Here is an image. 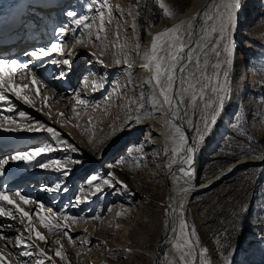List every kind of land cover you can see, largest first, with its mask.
<instances>
[{
	"label": "rangeland",
	"instance_id": "rangeland-1",
	"mask_svg": "<svg viewBox=\"0 0 264 264\" xmlns=\"http://www.w3.org/2000/svg\"><path fill=\"white\" fill-rule=\"evenodd\" d=\"M248 3V0L241 1L240 14L246 13V16L237 23L234 71L225 75L222 96L226 98L221 107L225 116L221 131H224L225 139L204 166L203 182L211 180L230 163L264 158V0H256L253 9L247 7ZM189 5V0H103V3L94 0L88 3L84 16L90 15L92 19L99 15L95 20L98 29L93 27L94 20L80 25L72 47L79 38L82 45L101 49V57H94L95 53L89 51L84 70L70 89L73 94L66 97H69L71 107L63 117H56V123L75 135L90 154V158L85 156L83 159L89 163L83 169V177L73 185L64 181L66 176L55 181L54 185L67 184L71 195L69 200L54 198L52 206L44 207L49 213L38 214L32 229L45 236L46 241L36 239L34 231L29 237V233L18 226L16 228L21 232L13 236L14 240L8 243L9 239L5 238L6 241L0 244L4 247L0 264H158L156 250L160 244L163 245L160 250L163 264H264V165L243 167L199 195L186 215L180 217L181 223L186 220L187 236L176 238L175 234L172 243H165L163 239L171 229V216L175 210L167 197L166 174L173 168V163L185 156V151L154 142L147 132L131 137L134 128L143 120L135 122L134 118L149 115V85L143 81L145 74L133 67L151 58L154 37L158 34L174 27H179L181 32L184 30L183 21L172 23L171 20ZM249 12L252 17L247 16ZM115 19H118L120 31L111 34L112 29L115 31ZM61 30L57 26L53 28L55 36L49 41L51 44L56 42V35ZM64 41L70 42L69 39ZM31 42L32 38L25 37L20 41L25 45H31ZM219 45L215 50H212L213 46L207 50L206 62L199 73L194 65L188 68L183 89L179 87L178 90L191 140L202 128L203 135L209 131L220 109L221 96L215 99L211 93H206L204 101L200 98L217 65L228 62L227 52L223 51L227 39L220 41ZM31 48L20 50L10 59ZM167 51V48L164 53L159 50L157 55H165ZM217 51L220 52L218 56ZM105 64L113 70L100 68ZM192 72L196 74L195 81ZM89 78L94 81L93 89L103 85V95L93 101L80 97L84 101L81 105L73 95L87 85ZM188 82L197 86L188 88ZM50 91L57 93L55 88ZM53 102L56 104L58 99ZM16 122L14 126L18 125ZM62 140L50 135L39 146L65 147ZM70 158L65 156L62 164L69 165L68 160H76ZM73 166L67 167L70 174H75L72 173ZM27 169L29 173H35L25 182L44 175L41 172L36 174L39 167ZM19 176L24 175L19 173ZM91 177L96 179L89 184ZM43 189L41 186L34 191L49 192ZM5 209L9 211L6 206ZM33 214H29L30 217ZM40 216L45 217L51 229L42 225ZM245 224L249 231L243 236L240 228ZM73 230L77 232L73 233ZM18 237L35 244L28 249L33 255H22L24 247L18 244ZM40 251L45 255L41 256ZM57 251L63 256H56ZM142 251L148 252L146 254L150 257L144 256Z\"/></svg>",
	"mask_w": 264,
	"mask_h": 264
},
{
	"label": "bare ground",
	"instance_id": "bare-ground-1",
	"mask_svg": "<svg viewBox=\"0 0 264 264\" xmlns=\"http://www.w3.org/2000/svg\"><path fill=\"white\" fill-rule=\"evenodd\" d=\"M6 1L7 3L4 4V7L6 5L12 4L9 7H7V9L12 10V12L10 13L12 16L10 14H7V12L0 13V20L4 18L8 19L7 22L0 24V42L3 43V41L1 40H3L7 36V39L11 40L12 42L19 43L22 36H27L28 38H32L35 44L36 43H40V44L37 47L28 50L26 53H23L21 56H19L18 59L17 58L14 59L15 61L18 62V64L21 65V68L17 70V74L14 75L13 81L14 83L17 84V86H26L24 87L22 95L29 96V98L31 99V104H27V105L29 106V108L34 110V113L27 110L24 107L18 106V104L12 101H8V103L1 102L0 121L4 122L7 127H13V128L17 126L27 127V124L21 123V119L18 116L19 111H24L27 114H29L35 121H37V119L39 121L40 119L43 118V120L41 121L44 122L47 126H50L59 132H63V138L68 142L65 145V147H59L56 149L57 150L56 152L53 151L46 156L38 157V161L33 163L37 164L39 161H45L47 158H52V157H59L60 160H63L65 156H70L72 159L76 158V160H78L79 163H74V164L69 163V165H64L65 170H67L68 169L67 167L71 166V164L74 165L73 166L74 169L72 170V173L74 172L75 174H77L80 171L77 175L69 173L66 176V179L64 181L72 183L73 185L78 181L79 178L83 177L84 174L83 169H86L87 168L86 166L89 163V162L87 163L83 159L85 156L87 158H90V154L85 151L84 147L76 140L75 135L71 131L63 128L64 126L62 127L58 123H56V119H57L56 117L59 116L58 119L60 117H63L64 112L70 109L71 104H69L70 102H68L69 97L68 98L66 97L71 96L73 94V92L72 93L70 92V89H73V85L77 80L78 74L83 72L84 60L89 58V51L95 53L94 57L95 56L99 57L100 56L99 52L101 51V49L99 48L94 49L92 47H87L82 45L81 43H77L75 46L72 47L75 38L78 37L77 29L79 26H76L75 24L72 25L61 24L59 22L57 16H55L52 13V9L55 7L56 2L58 0H41L37 4L36 3L31 4L33 0H6ZM74 1L81 2V0H74ZM241 1L242 0H238V6L233 7V5L237 4V0H189L190 5L181 14H179L177 17L171 20L172 23H179L180 21H183V23L181 24L184 26V30L181 32V35L185 37L186 45H191L193 47H195L196 45L200 46L193 53V59L200 60L199 66L198 67L194 66L195 71L199 73L204 63L206 62L204 61V56L207 50L212 47L211 41L215 39L216 36L219 34L218 25L220 24L221 20H223L225 22V27H227L226 22L228 15L231 14L233 16V21H232L233 27L231 32L224 33V35L227 37V47L229 48L231 55H229L228 53L225 54L228 59L227 64L224 65L222 61L221 64L217 67V70L214 72L211 81H209V83L206 84L205 89L200 95L202 101H204L206 93H211L215 99L217 96H222L223 93L222 89L224 90L226 85L225 75L226 73L231 74L234 71L235 63L237 61V58L235 56V54L237 53L235 46L237 23L240 22L242 18L246 16L245 15L246 13L240 14ZM248 1L249 3L247 7L251 6V8L253 9L256 0H248ZM69 2H73V0ZM78 10H79V6H75V4H73L69 11L76 12ZM83 12H81L78 17H84L85 23L90 20L91 21L94 20V22H92L93 27L96 28L97 30L99 25H98V21L95 20L99 19V15H96L95 17L90 19L89 17L90 15L85 17ZM251 14L252 13L249 12L247 16L252 17ZM208 16L216 17L215 24H213L212 21L207 20ZM17 22H20V25L16 33L10 35L3 33L4 31H10V29L13 27V24ZM113 23H114L115 31L112 29L111 34H117V32L120 31V26L118 25V19H115ZM55 26H57V28L58 27L62 28V30L60 31L61 33L56 35V42L54 40L55 44H57L62 48V53L52 52L50 49L51 44L49 43V41L52 39L53 36H55L53 32V28ZM189 26H191V29L194 30L195 32V34L191 35L190 37L187 35ZM210 26L217 27V33H213L211 31ZM245 35L246 34H241V36H245ZM67 39H69L70 41L69 43L68 42L66 43L64 41ZM217 42L220 43V41ZM26 45L30 46V44H26ZM38 49L47 50L49 52V55L41 56L40 59L33 57L31 55L32 51ZM158 52H159V48H157V54ZM53 59H55L57 63L53 64L51 62ZM65 59L70 60V64H63L62 61ZM149 60L150 59L142 63L138 62L135 65L133 64L134 65L133 69H139L142 72V74L143 73L145 74V80L143 79L142 80L144 81V83H147L149 85L148 87L149 115L143 118V120L138 124V126L134 128L133 135L131 137H133L135 134L147 132L148 135L151 138H153L154 142H159L160 144H164L166 147L170 149H174L178 147V148H182L185 151V156L178 163H173L172 165L173 168L170 170V172L166 174L167 197L169 201L172 203L173 208L175 210L171 216V221H172L171 223L172 225L170 227L171 229L166 233L163 240H165V243L166 242L172 243L174 241L172 238L175 234L177 236L176 238H179L182 235L187 236L186 228L181 227L186 222V220L184 223H181L180 217L186 215L188 208L192 205V203L199 195H202L207 191L211 190L212 188H214L215 186L219 185L232 173L236 172L239 169H242L243 167L251 166L254 164L260 166L264 165V158H259L256 160L242 159L237 162L230 163L211 180L207 182L206 181L203 182L201 180V176L204 166L207 164V161L211 159V155L215 153L214 152L215 149L219 147L221 145V142L224 141L225 139V135L223 134L224 131L223 132L221 131V127L224 126L223 125L225 119L224 113L221 111V107H220L216 117L212 121L209 131L205 135H203L204 128H202L199 134H197V136L195 137V139L191 140L185 126L184 105L183 103H180L177 106V100L181 99V97L178 94V90L180 87V80L178 79L176 81V87L174 89L176 98L172 99L171 106H169V104L164 101L163 96L160 95L159 88L155 86L154 65L151 70L145 69L143 67V65L148 63ZM11 61H13V59L6 61L4 67L5 76H7V73L13 67ZM25 64L28 67L26 70H23V65ZM191 66L192 64H186L187 71L188 68ZM100 68L107 69L108 71L113 70L111 67H109L106 64L101 65ZM224 68H226V71H223ZM22 70H23V76L21 77L20 73ZM222 71L224 72V74H222ZM108 74L111 73L108 72ZM177 74L179 76V72ZM33 75H35L37 81L36 84L32 83ZM93 86H94V81L92 80V78H89V81H87V85L83 87L81 90H79V93L76 92L73 95L74 98L76 99V102L77 100H80V97H83L85 101L86 100L93 101L97 99L99 96L103 95L104 88L100 87L97 89L95 88L94 90ZM187 86L188 88L190 87V82H188ZM52 88H55L57 93L51 92L50 89ZM37 92L39 93L38 97L36 96ZM172 95L173 92H169V96ZM45 98L46 101H44ZM55 99H58V102L56 104H54L53 102L52 104L51 102ZM9 106H12L14 108V111H12L11 113L5 111V109H7ZM4 116H9L12 119H15L16 121H18V125L17 126L8 125V123L3 119ZM10 133L12 135V139L9 141L11 146H9L8 149H6L5 151H0V159L9 160V163L4 166V175L0 176V191H4L8 195H10L11 198L15 201L16 205H18L23 211L29 214L34 213L33 214L34 216L32 215L30 217L29 215L28 217L23 218V223H21V217L19 213L15 211L14 207L10 206L9 210L12 212V217H0V235H3L5 238H11L9 239L8 243L14 240L13 236L15 234H19L21 232V230H17L16 227L18 226L19 227L22 226L23 231L25 229L26 231L24 232L29 233V230L34 228L33 224L38 220L37 213L38 214L44 212L49 213V211L48 210L46 211L44 207L50 205L52 206L54 198L66 197L67 198L66 200H69L71 195V192L67 191V188H69L67 184L64 185L61 184L59 191H49L52 194H50L49 192L44 194L40 192L36 193L34 191L37 187H41V186L44 188L49 186H55L54 185L55 181L64 175L61 172H56L54 170L50 172L49 170L41 171L40 169V171H37L36 174L41 172L44 173V175L41 178H36L32 182H25L22 187L23 189L22 188L17 189L11 185L13 181H16L14 180L15 178L20 177L19 173L21 172V169H23V164H24V162L12 161L11 156L13 154H16L17 152H24L38 147L39 143L43 141L45 138L49 137L50 134L46 132H38V134H40L39 136L37 132H27V131H10ZM33 133H36V135H38L36 139L33 138ZM68 145L74 146L75 149H77V151H73L72 148L68 147ZM190 148H194V151H189ZM54 154L56 155L54 156ZM17 191H19L22 195H25L26 198H29L31 202L29 204H24L23 201L19 199V197L15 196V193ZM41 203L43 204L42 208L40 206ZM0 204H5V206H9L7 205L6 202H0ZM29 220H31V225L29 224ZM248 231L249 228H247L246 224L241 226L240 232L242 233L243 236L244 235L246 236ZM75 232L77 231L73 230V233ZM3 241L6 240L0 239V244ZM162 246H163L162 244L158 245L156 250L158 260L161 261V262L159 261L158 264H163V260H161V255H160V250ZM3 248L0 247L1 256H3V252L1 250ZM135 251L136 250H134V252ZM141 253L144 256L150 257L148 254H146L148 252L145 253L142 251Z\"/></svg>",
	"mask_w": 264,
	"mask_h": 264
},
{
	"label": "snow or ice",
	"instance_id": "snow-or-ice-1",
	"mask_svg": "<svg viewBox=\"0 0 264 264\" xmlns=\"http://www.w3.org/2000/svg\"><path fill=\"white\" fill-rule=\"evenodd\" d=\"M103 3V0H102ZM238 6V0L237 4L233 5V7ZM67 15L69 17H74L75 19L72 21L76 26H80L85 23L84 17H77V14L74 11H68ZM207 20H210L215 24L216 17L215 16H208ZM233 16L231 14L227 17V27H225V22L221 20L220 24L218 25L219 34L216 36L215 39L211 41L212 43V50H215L216 48H219L220 45L217 41H224L227 39V37L224 35L225 32L230 33L233 27L232 24ZM182 27V26H181ZM211 31L213 33H217V27L210 26ZM195 34L194 30L191 29V26H189V30L187 32V35L190 37L191 35ZM166 37H168L166 39ZM77 43H80V39L77 38ZM159 47V50L161 53L165 52V49H169V51L166 52L165 55H157V48ZM199 45H196L195 47L191 45H186L185 43V37L181 35L180 28H174L170 29L165 33L158 34L156 37H154V42L152 44V56L148 63L143 65L145 69L151 70L153 65L155 68V75H154V83L157 88L160 90V95L163 96V99L165 102L171 106L172 99H175V93L174 89L176 87V81L180 80V87L183 89L184 84V74L187 72L186 64H192L196 67L199 66L200 60L199 59H193V53L196 51L197 48H199ZM50 49L52 52H61L62 48L58 46L57 44L53 43L50 45ZM224 52H227L229 55H231V52L227 46L223 48ZM31 55L37 59H40L41 56H48L49 52L44 49H38L33 50ZM95 55V54H93ZM216 55H220V52L217 51ZM53 64L57 63L55 59L51 61ZM63 64H70V60L65 59L62 61ZM102 63V61H101ZM6 61L3 59H0V102L8 103V98L5 95V93H11L14 95L17 99L22 100L25 104H31V99L27 95H22V92L24 90V87L26 86H17L16 83L13 81L14 75L17 74V70L21 68V65L18 64L17 61L13 60L11 61V64L13 67L9 70L7 73V76H5L4 67H5ZM219 65H217L218 67ZM27 65H23V70L27 69ZM23 70L21 71L20 75L23 76ZM179 72V76L178 73ZM192 80L195 81L196 74L195 72L191 73ZM32 83L36 84V78L35 75L32 77ZM103 85H98V87H102ZM197 85L195 83L190 84V88H195ZM95 90V88H94ZM222 91H224L222 89ZM169 92H173L172 96H169ZM39 94L38 92L36 93ZM226 98V96L220 97V107H223V101ZM192 99L195 100L196 96L193 94ZM80 104H83L84 101L80 100ZM183 103V100H177V106ZM7 112L14 111V108L12 106H9L7 109H5ZM63 115V114H61ZM18 116L21 119L22 124H27V127H9L6 130L7 131H27V132H46L50 134L52 137L61 139L62 140V134L57 131L56 129L47 126L42 121H35L29 114H27L24 111H19ZM144 118L143 114L136 116L134 118L135 122H138L140 119ZM3 119L8 123V125H14L16 124V121L13 120L9 116H4ZM132 126V122H130L129 127ZM64 144H67L68 142L66 140H62ZM68 147L72 148L73 151H77L74 146L68 145ZM56 149L51 146H39L34 149L24 151V152H17L16 154H13L11 156V160L15 162H24L27 165H32L33 161H35L38 157H41L42 155H45L47 153H50L52 151H55ZM189 151H194V148H190ZM69 163H79L78 160H70ZM9 163L8 159H0V176L4 175V166ZM37 167L41 169H49L52 168V170L56 172H61L64 176H67L70 172V170H65L64 165L62 164L60 159H48L46 161H39L36 164ZM96 177H91L89 179V184H92V181H94ZM123 187L126 188V185H123V182H120ZM45 191H59L60 186L59 184L55 186H49L44 188ZM99 191V188L96 189ZM16 197H19L21 201H23L24 204H29L31 201L29 198H26L25 195H22L19 191L15 193ZM0 202H6L7 205L14 207L15 211L19 213L21 217V223H23V218L28 217L29 213L23 211L18 205H16L15 201L11 198L10 195L5 193L4 191H0ZM79 203V201H77ZM41 208L43 207V204L41 203ZM38 215V213H37ZM0 217H12L11 211H5L3 207H0ZM40 221L42 225L45 228L51 229V225L45 220L44 216H40ZM29 224L31 225V220H29ZM183 228H187L186 222L182 225ZM34 229L29 230V237H31L32 232ZM36 239L39 241H46V237L43 236L39 231L34 232ZM67 235V233H66ZM0 239H5L3 235H0ZM11 239V238H7ZM69 239H72L69 237ZM18 244L20 246L24 247V251L22 255L24 256H30L33 255L32 252H30L28 249L35 247V244L33 242L22 240L21 238H17ZM59 243V242H57ZM189 243H191L189 241ZM40 255L44 256L45 253L43 251H40ZM56 256L62 257L63 253L57 251ZM47 259L51 260V257H48ZM3 260V257H0V261Z\"/></svg>",
	"mask_w": 264,
	"mask_h": 264
}]
</instances>
